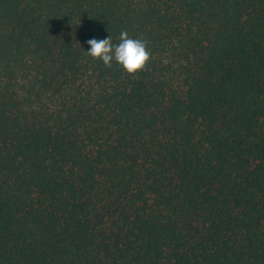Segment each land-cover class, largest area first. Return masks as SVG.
<instances>
[{
    "label": "trees",
    "instance_id": "1",
    "mask_svg": "<svg viewBox=\"0 0 264 264\" xmlns=\"http://www.w3.org/2000/svg\"><path fill=\"white\" fill-rule=\"evenodd\" d=\"M0 264H264V0H0Z\"/></svg>",
    "mask_w": 264,
    "mask_h": 264
},
{
    "label": "clouds",
    "instance_id": "2",
    "mask_svg": "<svg viewBox=\"0 0 264 264\" xmlns=\"http://www.w3.org/2000/svg\"><path fill=\"white\" fill-rule=\"evenodd\" d=\"M90 51L87 55L94 60L101 61L105 67H111L115 61L122 70L130 76L143 71L150 60L147 41L129 36L127 30L119 35V43L113 44L111 37L87 41Z\"/></svg>",
    "mask_w": 264,
    "mask_h": 264
}]
</instances>
